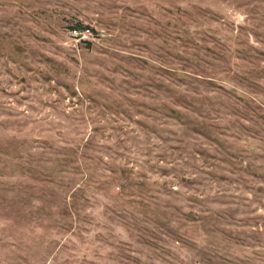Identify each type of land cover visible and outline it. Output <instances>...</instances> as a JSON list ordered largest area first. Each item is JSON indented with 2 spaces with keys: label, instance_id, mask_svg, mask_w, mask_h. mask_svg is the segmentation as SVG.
<instances>
[{
  "label": "rangeland",
  "instance_id": "obj_1",
  "mask_svg": "<svg viewBox=\"0 0 264 264\" xmlns=\"http://www.w3.org/2000/svg\"><path fill=\"white\" fill-rule=\"evenodd\" d=\"M0 264H264V0H0Z\"/></svg>",
  "mask_w": 264,
  "mask_h": 264
},
{
  "label": "trees",
  "instance_id": "obj_2",
  "mask_svg": "<svg viewBox=\"0 0 264 264\" xmlns=\"http://www.w3.org/2000/svg\"><path fill=\"white\" fill-rule=\"evenodd\" d=\"M77 28H78V29H75V28H74L73 30H74V31L79 30V27H77Z\"/></svg>",
  "mask_w": 264,
  "mask_h": 264
}]
</instances>
